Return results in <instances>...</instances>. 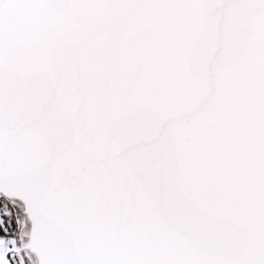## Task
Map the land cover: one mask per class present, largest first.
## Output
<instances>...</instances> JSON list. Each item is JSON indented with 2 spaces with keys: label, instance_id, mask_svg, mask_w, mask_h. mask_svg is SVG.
Wrapping results in <instances>:
<instances>
[{
  "label": "snow or ice",
  "instance_id": "1",
  "mask_svg": "<svg viewBox=\"0 0 264 264\" xmlns=\"http://www.w3.org/2000/svg\"><path fill=\"white\" fill-rule=\"evenodd\" d=\"M0 264H264V0H0Z\"/></svg>",
  "mask_w": 264,
  "mask_h": 264
}]
</instances>
